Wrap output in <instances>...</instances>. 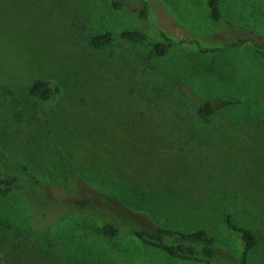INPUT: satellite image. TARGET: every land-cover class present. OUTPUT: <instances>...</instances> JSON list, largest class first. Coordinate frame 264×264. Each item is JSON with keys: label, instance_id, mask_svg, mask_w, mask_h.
I'll return each mask as SVG.
<instances>
[{"label": "rangeland", "instance_id": "1", "mask_svg": "<svg viewBox=\"0 0 264 264\" xmlns=\"http://www.w3.org/2000/svg\"><path fill=\"white\" fill-rule=\"evenodd\" d=\"M121 1L144 4L145 19L110 0H0V145L54 200L0 198L12 228L0 226V264H200L127 231L101 237L97 213L69 208L83 195L122 228L207 230L227 255L212 264L241 262L222 221L229 215L256 238L244 264H264V59L249 43L232 46L249 31L264 39V0H219L222 24L206 0ZM123 30L173 47L155 58L142 44L85 45L88 35ZM37 79L59 90L45 128L26 95ZM211 99L231 105L200 120L196 107ZM104 193L118 205L102 204ZM45 212L49 236L34 238Z\"/></svg>", "mask_w": 264, "mask_h": 264}, {"label": "trees", "instance_id": "2", "mask_svg": "<svg viewBox=\"0 0 264 264\" xmlns=\"http://www.w3.org/2000/svg\"><path fill=\"white\" fill-rule=\"evenodd\" d=\"M218 3L219 0H206V7L212 21L222 24L224 19L219 12ZM110 6L113 10H127L134 14L139 20H144L146 17V7L144 4H141V6H127L124 5V2L121 0H110ZM244 37L245 38L241 40H237L236 44L232 46L237 48L245 42L249 43L250 50L255 55L264 59V39L261 36L254 35L250 31L247 35L244 34ZM84 42L86 47L92 51H104L114 43L142 44L148 48L149 53L155 58L164 57L173 47V42L168 38H162L161 40L150 39L143 33L134 30L94 33L85 37ZM58 93L59 90L56 86L47 80L41 79L33 80L26 89L27 97L34 103V106L37 109L35 110V116L44 128L46 125L44 116L54 107ZM230 105L231 103L229 102L217 99L206 100L196 107L194 115L200 120H207L215 116L220 109L228 108ZM228 122L232 125L233 120L228 119ZM0 167L3 169V174L0 176V198L10 194H18L24 198L28 205L34 204V202H39L44 205H49L51 202L54 203V200L51 197L50 199L48 198L47 193L41 194L38 192L42 186L45 188L47 184L34 178L25 167L9 157L1 145ZM84 186L89 188L88 190L94 189L89 185ZM52 189L56 195L61 193V190L58 187H52ZM104 194L105 197H102L101 200L102 204L106 203L111 207H114V204L118 205L119 202H117L115 197L106 193ZM94 195L97 194L95 193ZM57 199L55 202H58ZM69 208L76 211H87L93 214L94 212L97 213L96 218L101 221L98 232L101 237L104 238H116L122 231H127L128 235L134 237L144 245L169 257L200 264H212L216 259L227 257V255L222 256V251L215 247L213 237L204 229L182 233L179 231L164 229L154 224L149 228L131 226L128 228H122V222L117 220L115 216H112L110 213H100L98 211L97 201L94 202L89 195H83L73 200ZM118 208L122 209L121 206ZM49 214L52 215L51 212H45L41 215L43 217L39 220L38 224L40 230L34 233L32 237L46 238L49 236L48 228L52 226V224H43V219L47 218V215ZM135 214L136 216L141 217L139 213ZM141 215L144 218L145 215ZM222 221L227 230L239 242L240 264H244L247 254L251 252L256 245L255 236L247 229L235 226L231 222L229 215H225ZM0 226L3 227L4 230L12 229L11 225L2 215L0 216ZM0 242L4 244V241L1 238ZM6 257L7 259L10 258L9 255H6ZM5 264L8 263L5 262Z\"/></svg>", "mask_w": 264, "mask_h": 264}]
</instances>
